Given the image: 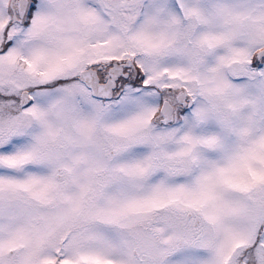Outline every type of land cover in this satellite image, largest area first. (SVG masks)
I'll return each instance as SVG.
<instances>
[{
    "label": "snow or ice",
    "instance_id": "snow-or-ice-1",
    "mask_svg": "<svg viewBox=\"0 0 264 264\" xmlns=\"http://www.w3.org/2000/svg\"><path fill=\"white\" fill-rule=\"evenodd\" d=\"M0 264H264V0H0Z\"/></svg>",
    "mask_w": 264,
    "mask_h": 264
}]
</instances>
